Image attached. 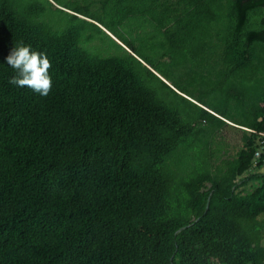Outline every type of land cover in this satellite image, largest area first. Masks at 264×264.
Listing matches in <instances>:
<instances>
[{"label": "trees", "instance_id": "obj_1", "mask_svg": "<svg viewBox=\"0 0 264 264\" xmlns=\"http://www.w3.org/2000/svg\"><path fill=\"white\" fill-rule=\"evenodd\" d=\"M21 43L47 97L8 83ZM263 142L264 0H0V264H264Z\"/></svg>", "mask_w": 264, "mask_h": 264}, {"label": "rangeland", "instance_id": "obj_2", "mask_svg": "<svg viewBox=\"0 0 264 264\" xmlns=\"http://www.w3.org/2000/svg\"><path fill=\"white\" fill-rule=\"evenodd\" d=\"M190 58H193V57H190ZM180 60H182V58L175 59V62H173L174 65H172L171 62L169 61L168 57H165L163 59L164 63L159 64L158 68H156V69L151 68L148 65H146V63L143 60H141V61L143 64H145L147 67H149L156 76H158L163 82L168 84L178 94L185 96L187 99L191 100L192 102H194V103H196L202 107H204V106L214 107L212 102L208 101L205 98L198 99L196 94H194L191 91H187V90H183V89L179 90L183 86L185 87V89L189 88L191 81L194 80V72L191 71L192 66H190L186 69V74H185L186 77H182V76H180V74H175L179 70H183L182 69L184 67L183 64L182 63L178 64V62ZM201 66L204 67V65H201ZM201 66H198L197 72L203 71V68ZM163 68L166 70V72H165V73H167L166 75H164L163 73L160 72V71L164 70ZM170 72L173 74H170ZM195 78H196V80H199V81H200V79H201V81L204 80V82H206L208 79L206 74H197ZM197 101H199V102H197ZM200 102L202 104H204V106ZM216 106H218V105L216 104ZM204 108H206V107H204ZM216 110H219V109L216 108ZM215 141L216 142L218 141L223 145L224 151L226 150L227 155L231 158H232V156L235 155L236 151L241 146L239 131L237 130V128L233 127L232 123H230L229 121H227V124L224 126V128L216 135ZM190 159H191L190 151L188 150L185 153V158L183 159L187 163L188 167H189ZM258 170L260 172H264V167H262ZM248 173H246V174L248 175ZM250 183L251 182H249V184Z\"/></svg>", "mask_w": 264, "mask_h": 264}, {"label": "clouds", "instance_id": "obj_3", "mask_svg": "<svg viewBox=\"0 0 264 264\" xmlns=\"http://www.w3.org/2000/svg\"><path fill=\"white\" fill-rule=\"evenodd\" d=\"M5 63L15 73L8 81L10 85L30 89L41 97L49 95L53 86L49 72L52 63L46 53L21 43L10 50Z\"/></svg>", "mask_w": 264, "mask_h": 264}, {"label": "built area", "instance_id": "obj_4", "mask_svg": "<svg viewBox=\"0 0 264 264\" xmlns=\"http://www.w3.org/2000/svg\"><path fill=\"white\" fill-rule=\"evenodd\" d=\"M263 143H264V142H263ZM263 147H264V145H263ZM254 156H255V158H259V156H260V151L257 150V151L255 152Z\"/></svg>", "mask_w": 264, "mask_h": 264}]
</instances>
